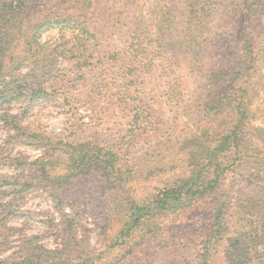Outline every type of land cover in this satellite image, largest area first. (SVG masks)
<instances>
[{
	"label": "trees",
	"instance_id": "trees-1",
	"mask_svg": "<svg viewBox=\"0 0 264 264\" xmlns=\"http://www.w3.org/2000/svg\"><path fill=\"white\" fill-rule=\"evenodd\" d=\"M96 1L0 0V103L27 96L37 104L59 88L70 105L84 102L96 110L103 104L107 114L118 103L128 112L133 137L145 125V131L160 132L152 120L161 107L152 104L146 78L161 69L168 80L167 99L178 109L185 105L177 116L183 133L172 143L177 151L182 147L183 169L148 197L127 200L118 209L125 220L110 245L130 247L119 264H136L152 248L174 257L181 250L175 261L181 264H213L219 254L225 264H264V127L252 124L253 79L264 54V0H157L145 15L129 19L119 12L96 13ZM55 33L59 38L50 44L48 37ZM17 51L20 56L7 66V56ZM185 62L202 78L196 98L186 95L177 75ZM71 68L75 79L66 82ZM110 137L103 130L87 138L74 132L33 135L51 154L29 164L36 169L32 182L15 180L11 191L0 180V257L18 233L8 222L33 185L42 183L52 192L66 188V176L50 174L57 162L64 167V154L70 155L65 169L74 180L99 176L109 187L130 178L119 158L123 150L106 145ZM232 173L239 185L224 190ZM134 175L146 176L142 169ZM199 206L208 217L188 226L179 248L177 228L165 220L193 214ZM61 211L64 220L53 222L61 247L51 250L38 237L24 236L20 251L1 257L0 264H97L76 215Z\"/></svg>",
	"mask_w": 264,
	"mask_h": 264
},
{
	"label": "rangeland",
	"instance_id": "rangeland-1",
	"mask_svg": "<svg viewBox=\"0 0 264 264\" xmlns=\"http://www.w3.org/2000/svg\"><path fill=\"white\" fill-rule=\"evenodd\" d=\"M156 1L97 0L96 13L109 16L119 12L123 14V19H129L136 13L142 12L145 15ZM216 20V23L219 22V16ZM58 38L56 33L48 37L50 44L56 42ZM18 56H20L18 51L10 53L5 59L7 66L16 61ZM75 70L76 68L69 69L70 79L66 82L75 79V74L72 75ZM177 75L187 90L186 95L189 98H196L197 95L194 96V93L202 83L200 74L195 75L191 72L188 62H185L177 71ZM167 82V77L161 69L153 77L146 78V91L150 92L152 104L158 102L161 107L152 120L153 129H159L160 132H151V128L145 131L144 124L145 127L142 126L134 137L132 133L135 130L129 125L128 112H123V109L118 107V103L112 107L113 111L107 114L103 113L107 108L103 104H100L96 110L94 105H86L84 102L74 101L70 105L65 99V93L59 88L51 93L52 98L41 100L37 104H32L27 96H22L10 103H0V180L8 190H16L14 189L15 180L32 182L36 169L29 164L50 157L46 156L51 154L49 150L43 144H39L33 135H67L69 132H74L82 138H87L90 135L102 133L103 130L105 134L112 135L106 145L118 146L117 148L123 150L119 158L124 170L129 172L132 168L136 174L138 169H142L146 174L143 179H138V176L134 177V173L130 175V172H127L125 177L129 176V179H123L109 187L99 176L77 177L74 180L68 177L65 169L70 155L64 154L61 156L63 158L61 161L64 160L65 163L64 167L57 162L50 174L53 177L56 174L66 176L62 181L66 188L52 192L42 183L33 185L37 186L28 191L18 202L21 204L20 211L8 222V226L16 228L18 233L10 240L9 251L1 257L11 255L14 257L20 251L24 236L38 237V243L51 250L61 247L62 239L55 236L57 228L54 227L53 222L60 223L64 220V214L61 211L63 208L66 213H74L82 232L88 233L90 250L98 258L96 263L119 264L130 247L125 245L113 248L110 245L119 234L125 220V215L118 209L124 207L127 200L148 197L154 189L162 186V181L178 175L183 169L179 162V159L183 157L182 147L177 151L172 143L183 133L184 124L180 123L177 116L185 105L178 109L176 104L167 99ZM253 83L255 86L257 84V90L252 103V110L256 113L252 124L264 127V54ZM116 100L115 98L114 103ZM72 112L74 118L71 117ZM9 116H18L16 123L8 120ZM174 118H177V121H174ZM100 124L102 127L97 128ZM118 131L120 132L117 133ZM24 133H26L25 136ZM57 157L53 156V158ZM157 167H163L165 171L157 172ZM16 177L17 179H14ZM239 181L240 178L235 174H229L225 180L224 190H234L239 185ZM205 211V208L199 206L193 214L170 215L166 218L165 222L170 228H177L175 241L179 248L181 247L180 239L183 238L184 233L186 234L188 226L192 222H197V219L204 220L208 217ZM129 244L132 245L133 242L130 241ZM146 252L150 254L149 257H142V260L140 259L141 261L139 260L136 264H181L175 261L178 255L183 253L180 250L174 257L165 256L160 251H154V248ZM187 252L193 253V251ZM214 260L213 264H225L223 254H219Z\"/></svg>",
	"mask_w": 264,
	"mask_h": 264
}]
</instances>
